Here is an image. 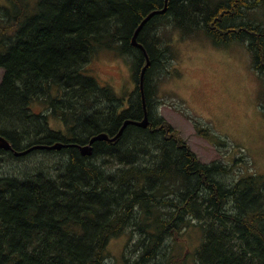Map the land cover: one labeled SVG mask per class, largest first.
I'll use <instances>...</instances> for the list:
<instances>
[{"label":"trees","instance_id":"trees-1","mask_svg":"<svg viewBox=\"0 0 264 264\" xmlns=\"http://www.w3.org/2000/svg\"><path fill=\"white\" fill-rule=\"evenodd\" d=\"M252 1L169 0L167 8L166 0L0 5V135L13 145L0 148V161L35 152L66 157L53 167L0 177V264H104L109 243L129 230L137 235L136 257L126 264H162L159 257L173 264L164 244L180 241L193 226L203 233L196 264H264V172L225 183L231 169L200 161L156 111L154 91L161 74L154 65L169 57L175 34L247 43L264 75V26L249 16L264 0ZM154 11L160 12L141 26ZM106 51L131 61L137 88L127 99L93 74ZM146 115L147 127L128 125L117 140L96 141L91 155L75 146L101 133L113 138L125 121ZM51 119L62 129H52ZM58 142L70 146L38 148Z\"/></svg>","mask_w":264,"mask_h":264},{"label":"rangeland","instance_id":"rangeland-1","mask_svg":"<svg viewBox=\"0 0 264 264\" xmlns=\"http://www.w3.org/2000/svg\"><path fill=\"white\" fill-rule=\"evenodd\" d=\"M35 1L30 0L32 5ZM0 5L8 6L10 0H0ZM249 16L264 26V7ZM160 44L163 52L165 46ZM168 46L171 54L163 59L165 63L154 65L155 72H161L154 78L159 115L181 133L201 162L231 169L223 176L225 183L264 172V75L255 68L247 43L218 44L205 34L183 40L175 34ZM96 60L93 74L102 87H110L119 98L126 99L136 90L135 72L128 57L106 51ZM3 75L0 69V83ZM50 126L62 129L56 119H51ZM9 158L0 161V177L30 167L41 170L40 165L53 167L66 157L62 153L35 152L19 160ZM202 238L200 227L193 226L180 241L169 239L162 250L175 257L173 264H196ZM136 241L137 235L131 230L113 239L104 264H126L129 257L135 259ZM159 259L164 261L162 264L168 263L165 258Z\"/></svg>","mask_w":264,"mask_h":264},{"label":"water","instance_id":"water-1","mask_svg":"<svg viewBox=\"0 0 264 264\" xmlns=\"http://www.w3.org/2000/svg\"><path fill=\"white\" fill-rule=\"evenodd\" d=\"M169 3V0H166V8H167V5ZM166 9L164 10H161L162 12H164ZM158 12L160 11H154L152 12L145 20L144 22H142L141 26L148 20L150 19L153 15L157 14ZM141 26L137 29L134 37H133V40H132V43L134 45H139L138 42H137V34L141 28ZM140 47H142V45H140ZM143 48V47H142ZM151 64V61L150 59L147 57L146 59V65L144 66V68L142 69L141 71V76H140V79H141V88H143V80H144V76H145V73H146V70L148 69V67L150 66ZM138 125V126H141V127H147L149 125V119H148V116L146 115L145 118L142 120V121H134V120H127L125 121L122 129L120 130V132L113 138L110 137L109 134L107 133H101L99 135H96L94 136L88 144H85V145H80V144H76L75 146H77L80 150V152L87 156V155H91L93 150H94V146L93 144L96 142V141H108V140H111V141H115L117 140L119 137H121V135L123 134L125 128L128 126V125ZM68 146H70L69 144H64V143H61V142H58L54 145H46V146H38V148H48L50 150H61L63 148H67ZM0 148L1 149H4V150H7V151H11L13 149V145L11 144V142L5 138L4 136L0 135ZM35 148H33L34 150ZM30 150H27L25 152H22V153H17L18 155H25L27 153H29Z\"/></svg>","mask_w":264,"mask_h":264},{"label":"bare ground","instance_id":"bare-ground-1","mask_svg":"<svg viewBox=\"0 0 264 264\" xmlns=\"http://www.w3.org/2000/svg\"><path fill=\"white\" fill-rule=\"evenodd\" d=\"M142 47H143V49H144V46H143V45H142ZM142 47H141V48H142ZM144 52H145V54H146V51H144ZM37 146H38V145H37ZM35 149H36V148H35ZM28 150H30V152H31V151H33V148H32V149H28Z\"/></svg>","mask_w":264,"mask_h":264}]
</instances>
